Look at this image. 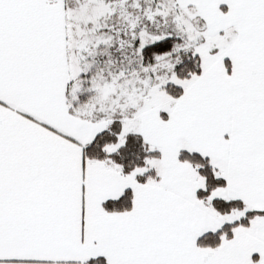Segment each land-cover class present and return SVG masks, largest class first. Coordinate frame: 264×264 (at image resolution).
I'll use <instances>...</instances> for the list:
<instances>
[{"label":"snow or ice","instance_id":"obj_1","mask_svg":"<svg viewBox=\"0 0 264 264\" xmlns=\"http://www.w3.org/2000/svg\"><path fill=\"white\" fill-rule=\"evenodd\" d=\"M0 264H264V0H0Z\"/></svg>","mask_w":264,"mask_h":264}]
</instances>
